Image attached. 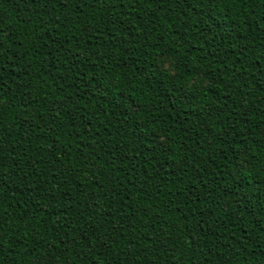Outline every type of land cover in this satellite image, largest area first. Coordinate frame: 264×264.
Masks as SVG:
<instances>
[{
    "label": "trees",
    "instance_id": "obj_1",
    "mask_svg": "<svg viewBox=\"0 0 264 264\" xmlns=\"http://www.w3.org/2000/svg\"><path fill=\"white\" fill-rule=\"evenodd\" d=\"M0 20V264H264V0Z\"/></svg>",
    "mask_w": 264,
    "mask_h": 264
},
{
    "label": "snow or ice",
    "instance_id": "obj_2",
    "mask_svg": "<svg viewBox=\"0 0 264 264\" xmlns=\"http://www.w3.org/2000/svg\"><path fill=\"white\" fill-rule=\"evenodd\" d=\"M3 23V21L2 20H0V24H2ZM3 34V28H0V35H2ZM262 231H264V229H261Z\"/></svg>",
    "mask_w": 264,
    "mask_h": 264
}]
</instances>
